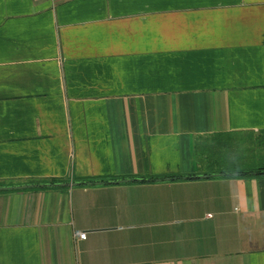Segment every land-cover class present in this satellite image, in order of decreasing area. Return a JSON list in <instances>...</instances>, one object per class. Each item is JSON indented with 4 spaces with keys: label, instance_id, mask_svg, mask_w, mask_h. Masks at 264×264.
<instances>
[{
    "label": "crops",
    "instance_id": "1",
    "mask_svg": "<svg viewBox=\"0 0 264 264\" xmlns=\"http://www.w3.org/2000/svg\"><path fill=\"white\" fill-rule=\"evenodd\" d=\"M26 184L0 264H264V0H0V187Z\"/></svg>",
    "mask_w": 264,
    "mask_h": 264
},
{
    "label": "water",
    "instance_id": "2",
    "mask_svg": "<svg viewBox=\"0 0 264 264\" xmlns=\"http://www.w3.org/2000/svg\"><path fill=\"white\" fill-rule=\"evenodd\" d=\"M76 183H66L65 185L67 186H71V185H74ZM27 186H30V185H20V186H13V187H9V186H3V187H0V189H10V188H24V187H27Z\"/></svg>",
    "mask_w": 264,
    "mask_h": 264
},
{
    "label": "built area",
    "instance_id": "3",
    "mask_svg": "<svg viewBox=\"0 0 264 264\" xmlns=\"http://www.w3.org/2000/svg\"><path fill=\"white\" fill-rule=\"evenodd\" d=\"M73 235L79 237V238H83L84 237V232L82 231H78V230H74L73 231Z\"/></svg>",
    "mask_w": 264,
    "mask_h": 264
},
{
    "label": "trees",
    "instance_id": "4",
    "mask_svg": "<svg viewBox=\"0 0 264 264\" xmlns=\"http://www.w3.org/2000/svg\"><path fill=\"white\" fill-rule=\"evenodd\" d=\"M257 173H261L260 171ZM189 177V176H188ZM177 178H184V177H170V178H166V179H177ZM152 180V179H151ZM153 180H157V179H153Z\"/></svg>",
    "mask_w": 264,
    "mask_h": 264
},
{
    "label": "rangeland",
    "instance_id": "5",
    "mask_svg": "<svg viewBox=\"0 0 264 264\" xmlns=\"http://www.w3.org/2000/svg\"><path fill=\"white\" fill-rule=\"evenodd\" d=\"M235 161H236V160H235ZM201 164H203V165H204V162L202 161V162H201Z\"/></svg>",
    "mask_w": 264,
    "mask_h": 264
}]
</instances>
